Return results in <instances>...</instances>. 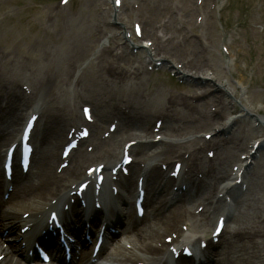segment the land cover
Masks as SVG:
<instances>
[{
    "label": "rangeland",
    "instance_id": "rangeland-1",
    "mask_svg": "<svg viewBox=\"0 0 264 264\" xmlns=\"http://www.w3.org/2000/svg\"><path fill=\"white\" fill-rule=\"evenodd\" d=\"M59 1L0 0V94L8 93L7 105L13 98L10 93L27 102L12 117L6 110L7 118L19 121L24 110L35 105L40 113L39 129L46 133L48 122L68 126L81 118L79 102L95 97L98 103L92 104L95 116L91 118L106 131L105 122L122 117L119 101L132 104L143 112L138 120L141 125L130 127L129 136L125 129L117 130L102 140L118 136L123 143L127 139L145 142L161 136L160 145L153 149L157 166L174 158L189 162L177 155L188 150L205 158L207 147L200 153L193 149L231 139V144L216 153L218 163L226 167L237 163L243 152L233 143L248 148L264 138V0H118L116 8L112 0H70L64 6ZM134 22L140 25L141 38L133 34ZM147 42L152 46L139 47ZM191 63L200 64V69L190 70ZM47 78L54 82L49 90L44 88ZM78 94L85 97L77 99ZM193 96H202L197 103L200 110L209 111L205 101L211 96H220L226 107L214 112L208 127V116L190 124L185 121L195 115L180 105L170 107L168 102L175 105L169 99ZM165 109L169 118L163 115ZM246 113L250 115L244 117ZM238 117L241 121L231 125ZM254 118L263 126L257 128ZM159 122L161 131L154 133ZM210 135L215 140L208 142L204 136ZM88 144L93 149L97 145L88 139L78 151L92 155L90 164L95 157L86 152ZM166 146L177 154H164ZM61 147L56 148L58 154ZM120 148L113 146L109 151V145H104L100 154L108 156L109 151L113 160ZM145 149L151 152L150 147ZM251 163L248 189L229 209L231 218L224 234L227 246L213 253L217 264H264V151L256 152ZM204 166L209 168H200ZM183 213V221L158 237L128 232L108 246L95 264H135L144 257L149 264L156 255L149 254V248L154 253L158 249L154 239L193 218L191 212Z\"/></svg>",
    "mask_w": 264,
    "mask_h": 264
},
{
    "label": "bare ground",
    "instance_id": "bare-ground-1",
    "mask_svg": "<svg viewBox=\"0 0 264 264\" xmlns=\"http://www.w3.org/2000/svg\"><path fill=\"white\" fill-rule=\"evenodd\" d=\"M156 63H161V62H156ZM189 67L190 70L191 69L199 70L201 65L200 64L195 65L194 63H191ZM70 68L71 67H69V69ZM131 76L132 75H130V77ZM47 80L48 81H44V88L49 90L50 87L52 88V86L54 85V82L50 78H47ZM10 95L14 97L9 101V105H7V109L4 108V110H9L7 113L8 115H10V117H12L13 114L19 113L20 110L22 111V107L25 105L26 101L24 100V103H22L23 102L22 99L18 101L17 98H19V96H17L15 93H10ZM82 97H85V95L78 94L77 99H82ZM201 97L199 96H193L190 98L180 97L179 99H176L175 97V99H169V100H171L176 104L174 105L171 102H168V104L170 107H176L180 105L195 115L188 117V119L185 122H190V124H195V122H197V119L201 121L204 116L205 117L208 116L209 117L207 119V123H208L214 120L213 118L216 116V115L214 116V112H220V110L226 106L224 105V100H221L220 96H211L207 98L205 101V106L209 108V111L200 110L199 105H197V103L199 100L202 99ZM88 98L90 100L87 98H83L87 101V106H91L94 103L95 104L98 103L95 97L93 98L88 97ZM81 103H86V102H81ZM119 105L120 106L117 109L122 114V117L121 120L119 121L120 125L117 127L116 131L117 130L123 131L125 129L126 132L128 133L127 135L129 136L130 130H132L133 128L135 129L136 127L141 125L142 122L138 120L141 116H143V112L137 106L132 104L125 105V102L119 101ZM164 111H167V113L163 114L164 117L166 118L167 116V118H169L170 117V115H168L169 110L165 109ZM134 115L137 117L133 118ZM247 115L248 113L245 114L244 117H246ZM9 118L0 117V234L5 230H7L8 233H11L12 230L17 229V227H19V224L22 222L19 211L24 209H26L25 211L30 210L32 204L34 203V201H36L35 199H44L48 194H51L59 187L64 186L65 182L67 181V178H69L68 175H71V177H74L75 175H79L81 173L80 171L83 168V166L87 164V162L92 160V155L83 153L82 151H78L71 166L69 168L67 167L66 169H62L61 172L57 173V170L55 168H59L58 164H59L60 155H58L56 148L65 139L64 136L65 124L61 122L52 123L51 121L48 122L47 126L49 127V129L46 130V133L40 134L37 137L40 143L41 142L45 143L46 149L44 151L38 152L37 154L35 153L36 156L35 155L33 156V163L31 169L25 175L16 174L14 175L12 180L6 181L4 178L3 169H1L2 149L3 147H5V143L7 140L15 139L16 134H14V131L15 128H17L16 120ZM240 121L241 119H236L231 125H236L235 123H238ZM253 122H256V119H254ZM211 124L212 122L210 123V125ZM81 125L85 130L88 131L87 138L91 139V142L93 141L97 143V145H95V148L92 151L93 157H95L94 160L100 158L101 161H107L103 159L105 158L104 156L105 153L100 154V150L104 147V145H109V151H110V149L113 146L118 147L122 144V142L120 143L122 137L119 138L118 136L112 137L107 141L102 140L101 135L103 134L104 129L101 126H98L97 123H92L88 120H85L82 121ZM208 125L209 123L207 124V127ZM143 127H145L144 130L147 131L148 127L145 125ZM256 127L260 128L261 127L260 123H257ZM78 134L81 137L83 136V133L80 134L78 132ZM211 139L214 138L211 137L207 141L210 142ZM211 143H213V141H211ZM229 144H231V139H224V140H217L212 145L209 146L206 145L204 147V145H199L197 148L193 149V151H198L200 153L204 148L207 147L206 153L208 154L206 155L205 158H202L200 155H194L193 152L189 153V150L185 151V153L177 154L178 151L173 149L171 146H166L164 149L162 147L161 149H163L164 154H167L169 156H174L175 154H177L178 156H182L181 158L187 159L190 163V170H188L187 174L189 177L193 178L194 176L197 175L196 168L202 165L203 163L207 164L210 167H213L214 165L217 164L216 162H218V159L215 157L216 154L213 155L211 153V151L213 150L211 148H215V150H220L222 147L226 148V146H228ZM148 145H152V144H148ZM234 145L236 146L237 144ZM262 146L263 144L260 145L258 148H256V151L262 149ZM131 147L130 148L135 153L134 156L136 157L135 161L133 162L134 163L133 169L136 170L139 162L145 161L143 156L141 157L139 156L143 153L144 150L140 147L135 149L133 146ZM109 151H108V157H111L112 155H109L110 154ZM252 155H250L248 158L250 159ZM248 158H245L242 161L245 162L247 161ZM148 173L150 177L153 176L159 177V171L158 169L155 168V166H152L149 169ZM197 173L200 172L197 171ZM165 185L166 184H164L163 187H165ZM228 185L231 184H224L222 186V191H225V195L229 198V192L225 190ZM9 186L10 189L8 188ZM176 194H178V192H176ZM183 194H187V195L190 194V196L193 198L201 197L202 194L209 195V198L212 197L211 190L203 183L189 185L186 191L183 192ZM147 208L148 210L145 211V215L143 217L141 226L135 231L143 235H151L158 237L160 236L159 234L161 231L173 227L175 222L179 221V219L181 220L183 216L182 210L179 206H174L173 209L171 210H167V209L164 210V208L160 209L153 206L152 201H148ZM164 211H166V213H164ZM220 212L212 213L211 214L212 216L210 215L211 218L208 220V222L213 219H218L219 217H221L220 214H222L223 210ZM145 222H150V223H145ZM161 238H164V236L160 237L159 239ZM223 244H225L224 240H222L220 244L217 245L216 248L220 251H223L226 248L227 243L225 245ZM9 248H11L12 250L10 251L4 250L0 247V264H27L26 262L21 261L17 257L16 253L13 252V246L11 244L9 245ZM151 252H155V249H153V251L151 250ZM121 261H124V258H122ZM70 263L72 264L73 261ZM207 264H217V262H213V261L210 262L209 260Z\"/></svg>",
    "mask_w": 264,
    "mask_h": 264
}]
</instances>
